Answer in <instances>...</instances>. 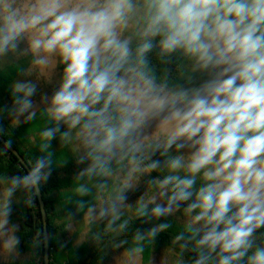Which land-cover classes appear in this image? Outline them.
Here are the masks:
<instances>
[{"label":"clouds","instance_id":"9594fccd","mask_svg":"<svg viewBox=\"0 0 264 264\" xmlns=\"http://www.w3.org/2000/svg\"><path fill=\"white\" fill-rule=\"evenodd\" d=\"M9 56L30 57L9 65L18 75L55 85L40 95V154L0 175L5 260L20 255L15 194L31 206L69 163L58 139L77 170L55 223L71 232L83 213L116 264H144L174 223L178 258L160 264H264V0H0V65ZM37 87L14 80L0 119L33 121ZM51 239L37 229L29 247Z\"/></svg>","mask_w":264,"mask_h":264},{"label":"trees","instance_id":"16d2710c","mask_svg":"<svg viewBox=\"0 0 264 264\" xmlns=\"http://www.w3.org/2000/svg\"><path fill=\"white\" fill-rule=\"evenodd\" d=\"M29 58L23 57L14 62H18L24 67H27L30 60ZM14 62L3 64L2 67L7 71V75L0 72V106L11 104L9 85L14 80H22L23 77L16 73L14 67H9V65ZM41 111L42 108L37 110L36 118L30 123H21L19 127L15 128L11 126L10 117L5 116L4 119H0V127L4 130L2 134L8 140H11V143L24 155L28 162L30 158L40 154L38 151V145L40 143L38 132L44 125V117L41 115ZM21 120H23V117H21ZM33 138L35 140L34 143ZM52 145L53 150L56 151L57 159L61 155H66L70 160L65 167L54 166L51 178L42 187L43 197L48 212L49 232L53 237V239L50 240V264H101L103 261L117 254L110 245H108L107 238H105L103 242L105 247L102 253L91 239V233H88L90 245L87 247L78 246L75 235L63 231L62 223L59 225L55 223L57 220H63L64 209L57 211V208L60 207L65 195H72L71 192H65L64 190L74 186L72 177L77 169L74 162L71 160L70 148L62 149L58 139L53 140ZM26 171L25 166L18 156L11 152L0 140V175L6 174L10 176ZM59 194L61 197H57ZM15 195L17 201L13 205L14 213L11 220L19 226L17 236H19L21 241L19 251L22 257L9 264H45V247L37 250H33L29 247L30 241L36 236L37 229H42L44 232V221L38 196L35 197L30 206L24 202L26 198L25 193L18 191ZM82 199L89 198L84 197ZM134 199L135 196H133L132 200ZM68 207H72V205H68ZM148 226L149 225H141L139 221H135L131 225V228H146ZM95 230L96 228L94 226L93 231ZM176 230V224L174 223L173 229H170L167 233H161L153 245L146 246L143 260L148 262L150 253L152 257H154L156 254L162 253L165 250L173 252L175 257L178 258L177 253L179 248L171 244V235L174 234ZM127 235L130 237L131 232ZM58 241L67 242L63 250H59ZM33 251L38 252L39 255H33ZM104 253H106V255H104L103 261H99V257Z\"/></svg>","mask_w":264,"mask_h":264},{"label":"rangeland","instance_id":"374dc122","mask_svg":"<svg viewBox=\"0 0 264 264\" xmlns=\"http://www.w3.org/2000/svg\"><path fill=\"white\" fill-rule=\"evenodd\" d=\"M23 58V57H22ZM29 58V57H28ZM30 59V58H29ZM16 61L14 57H11L9 56V58H7V61L4 62V63H8V62H14ZM3 63V64H4ZM0 65V66H3ZM24 79H31L33 80L34 82L37 83L38 87H37V94L36 96L34 97L35 100L37 101V109H40L42 108V105H40L39 103V100H40V95L43 94V93H48V94H51V91L53 90V87L55 85V79L53 78V83L52 84H48L46 83L42 78L37 80V76L36 74H33L31 77H22V80ZM137 194L133 193V194H130V201L133 199V196H136ZM57 197H61V195L59 194ZM17 201L16 199V195L14 196V199H13V205L14 203ZM14 211L12 212V215H13ZM83 214H79L74 220H73V231L71 232H68L69 234L71 235H75L76 237V242H77V245L78 246H89L90 245V242H89V237H88V233L85 234L84 233V230H83ZM12 219V217H11ZM13 222V221H12ZM14 223V222H13ZM17 235V233H16ZM83 241V243H82ZM20 255L15 259H19L22 257L21 255V252L19 251ZM117 255V254H116ZM112 256L111 258L103 261L101 264H116V260H115V256ZM164 257H167L169 261H173L175 259H177L174 255L173 252L171 251H168V250H165L163 251L162 253H159V254H156L153 258L155 260V264H160V261L164 258ZM14 260V261H15ZM144 261V260H143ZM12 262V261H11ZM7 260H5V258L0 255V264H9L11 263ZM144 264H148L147 261H144Z\"/></svg>","mask_w":264,"mask_h":264},{"label":"water","instance_id":"95a60500","mask_svg":"<svg viewBox=\"0 0 264 264\" xmlns=\"http://www.w3.org/2000/svg\"><path fill=\"white\" fill-rule=\"evenodd\" d=\"M0 140L3 142V144H5V146L11 151L13 152L15 155L18 156V158L21 160L22 164L25 166L26 170H28V166H29V162L27 161V159L24 157V155L11 143H8V139L2 134L0 133ZM38 200H39V204H40V208L42 211V217H43V221H44V233L49 234V227H48V212H47V208H46V202L45 199L43 197V191L42 188L40 190V193L38 195ZM50 241L47 244V246L45 247V264H50Z\"/></svg>","mask_w":264,"mask_h":264}]
</instances>
